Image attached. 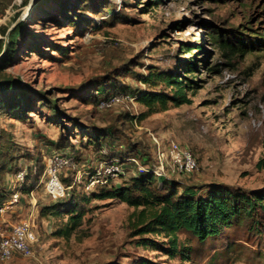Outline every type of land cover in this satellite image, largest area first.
<instances>
[{
	"label": "rangeland",
	"instance_id": "374dc122",
	"mask_svg": "<svg viewBox=\"0 0 264 264\" xmlns=\"http://www.w3.org/2000/svg\"><path fill=\"white\" fill-rule=\"evenodd\" d=\"M80 1L0 0L3 48L11 34L20 33L0 56V81L17 83V93L0 95V189L7 197L0 227L8 234L27 222L37 235L32 257L17 255L0 264H130L136 258L192 264L137 246L129 229L134 209L117 200L84 204L82 222L59 234L70 227L71 215L46 210L59 203L69 210L93 194L83 180L64 198L51 199L44 184L46 160L66 149L85 173L100 158L137 157L151 168L156 163L152 132L191 149L198 159L193 175H169L171 183L182 185L179 192L205 195L211 186L224 185L264 193V0H160L151 7L149 0H95L96 10H78ZM66 5H76L73 16L62 10ZM185 62H195L197 69L190 75L199 85L190 92L192 104L147 114L138 96L170 88L144 79L178 69L184 76ZM109 76L115 78L107 86ZM90 84L92 91L79 93ZM21 95L28 99L26 108ZM91 129L107 130L111 144L94 145ZM132 166L113 185L130 183L136 174ZM23 169L28 176L21 184L15 176ZM64 184L72 183L65 179ZM172 189L167 185L165 191ZM262 222L255 229L229 228L202 246L185 234L179 238L203 249L206 256L195 264L210 259L264 264Z\"/></svg>",
	"mask_w": 264,
	"mask_h": 264
},
{
	"label": "trees",
	"instance_id": "16d2710c",
	"mask_svg": "<svg viewBox=\"0 0 264 264\" xmlns=\"http://www.w3.org/2000/svg\"><path fill=\"white\" fill-rule=\"evenodd\" d=\"M160 0H149L148 7L158 4ZM78 10L84 7L98 8L95 0L80 1ZM67 10V16H73L77 10L76 5L63 7ZM114 18L116 17L113 14ZM20 33L14 32L9 37V45L16 44ZM226 46H232L226 41ZM9 45L3 48L0 43V56L5 55L10 49ZM7 50V51H6ZM191 48L187 52H191ZM194 60V57H193ZM197 72L195 62H185L183 74H179V69L171 73H150L144 79V83L152 82L154 86L159 84L170 88V91H144L138 96L139 103L147 110V114L168 111L172 108H179L184 105L192 104L190 92H196L199 85L190 77ZM115 77H106L107 86ZM93 90V85H84L79 93L84 95ZM17 93V83L0 81V95H7L8 92ZM95 98V99H94ZM20 105L29 106L28 99L21 95ZM90 100L98 102L96 97ZM18 102V101H16ZM12 104V103H11ZM12 105V110L18 108ZM11 106V105H10ZM94 135L96 146L101 147L104 142L111 144V137L107 130L91 129ZM100 132V133H99ZM100 134H103L102 136ZM1 136V132H0ZM64 137H60L62 142ZM151 170V169H150ZM143 172L138 176L132 177L130 183L123 186H116L113 183L106 187H101L91 192V197H83L81 203H76L71 209L65 210L62 203L49 207L46 212L70 214V227L62 230L59 234L65 235L75 229L83 220L86 208L84 204L92 200H117L127 204L134 209L129 218L130 236L138 238L135 244L144 248H152L167 255L170 259L179 258L183 261L197 263L206 255L203 249H193L183 242L179 237L182 234L188 236L190 241H196L202 246L207 241L219 239L224 232L232 227L245 224L253 229L262 225L264 222V193L248 191L242 188H229L224 185L211 186L205 195H197L193 191L183 189L179 192L182 185L171 183L170 179L156 181V176L151 171ZM175 184V185H174ZM173 187L172 190L165 191L166 186ZM96 193V191H98ZM70 201L75 198L72 191ZM7 197L0 189V207L6 203ZM45 213V215H47ZM262 222V223H263ZM213 259L208 264H213ZM105 264H121L118 261H110ZM130 264H158L149 258H136Z\"/></svg>",
	"mask_w": 264,
	"mask_h": 264
},
{
	"label": "built area",
	"instance_id": "2783aa9c",
	"mask_svg": "<svg viewBox=\"0 0 264 264\" xmlns=\"http://www.w3.org/2000/svg\"><path fill=\"white\" fill-rule=\"evenodd\" d=\"M116 97H113L115 99ZM117 99V98H116ZM111 105L107 104V106ZM156 163L148 168L139 162L137 157L124 159L100 158L90 162L86 166V173L77 163L75 153L68 150L59 151L50 155L46 160L45 167V190L47 195L58 201L64 198L69 189L78 183L87 180V189L91 192L98 188L111 185L116 180L126 176L129 166L133 165L136 170L135 176L150 171L157 178L169 179V175L176 173L180 176H191L199 170L198 159L193 151L182 146L176 141H164L154 133H150ZM103 156H108L107 151H102ZM28 176L27 169L16 174V181L23 183ZM65 179L71 180V186L64 184ZM20 184V185H21ZM18 194L14 195L13 202L17 201ZM37 241V235L31 223H19L12 227L10 233H6L0 227V259L4 262L13 260L17 255L24 257L33 256V246Z\"/></svg>",
	"mask_w": 264,
	"mask_h": 264
},
{
	"label": "crops",
	"instance_id": "0c3cea01",
	"mask_svg": "<svg viewBox=\"0 0 264 264\" xmlns=\"http://www.w3.org/2000/svg\"><path fill=\"white\" fill-rule=\"evenodd\" d=\"M173 174H176V173H173ZM176 175H178V174H176ZM180 176V175H179Z\"/></svg>",
	"mask_w": 264,
	"mask_h": 264
}]
</instances>
